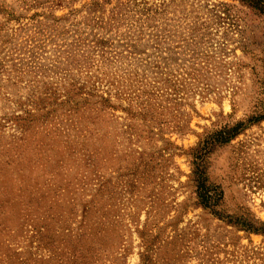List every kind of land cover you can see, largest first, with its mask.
I'll return each instance as SVG.
<instances>
[{
  "label": "rangeland",
  "instance_id": "1",
  "mask_svg": "<svg viewBox=\"0 0 264 264\" xmlns=\"http://www.w3.org/2000/svg\"><path fill=\"white\" fill-rule=\"evenodd\" d=\"M242 222L264 223L263 15L0 0V264H264Z\"/></svg>",
  "mask_w": 264,
  "mask_h": 264
},
{
  "label": "trees",
  "instance_id": "2",
  "mask_svg": "<svg viewBox=\"0 0 264 264\" xmlns=\"http://www.w3.org/2000/svg\"><path fill=\"white\" fill-rule=\"evenodd\" d=\"M241 1L246 2V4H248L254 10H256L259 14L264 16V0H241ZM199 179H201V177ZM197 197L201 200V203L204 204V206L206 207L209 206L210 200L214 199V195H211L210 191H207L205 188H203V186H200V188L198 187ZM211 210L214 211L213 209ZM241 225H242L241 227L245 228L246 230H251L256 233L264 234V223H258L257 226H253V224L251 225L249 223L242 222Z\"/></svg>",
  "mask_w": 264,
  "mask_h": 264
}]
</instances>
